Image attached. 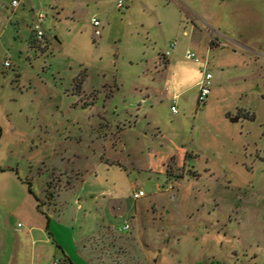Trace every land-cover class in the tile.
<instances>
[{
	"label": "rangeland",
	"instance_id": "rangeland-1",
	"mask_svg": "<svg viewBox=\"0 0 264 264\" xmlns=\"http://www.w3.org/2000/svg\"><path fill=\"white\" fill-rule=\"evenodd\" d=\"M118 1L20 0L14 7L0 0L2 180L22 181L27 191L32 183L38 205L45 201L39 189L56 167L63 179L52 193L65 219H53L52 227L60 222L69 234L109 225L139 231L140 242L127 254L141 264H264V57L234 52L231 43L211 45L214 37L232 42L239 31L264 39V0H123L122 8ZM41 13L46 36L30 43L31 20ZM93 17L102 22L99 36ZM168 49L174 61L166 67ZM188 51L209 59L206 71L214 78L254 72L262 78L222 79L223 89H214L206 104L197 99L199 87L174 99L165 86L170 66ZM243 88L247 93L239 94ZM229 106L256 117L232 122L224 116ZM134 118L128 132L147 138L135 149L122 144L105 154L96 123ZM140 189L146 195L135 199ZM120 198L138 211L137 220L112 211L113 202L122 211ZM28 221L22 213L13 228Z\"/></svg>",
	"mask_w": 264,
	"mask_h": 264
},
{
	"label": "crops",
	"instance_id": "crops-1",
	"mask_svg": "<svg viewBox=\"0 0 264 264\" xmlns=\"http://www.w3.org/2000/svg\"><path fill=\"white\" fill-rule=\"evenodd\" d=\"M218 2L221 5V0H218ZM208 6L206 5L204 7L207 8ZM212 12V10L207 11L206 16L202 18V21L208 22ZM36 16L37 14H35L31 20L32 31L29 37L30 43L34 41V44H37L33 32V23ZM222 18L225 20V22L228 21L226 11L225 14L222 15ZM222 18L221 21H223ZM192 23L194 28L201 29V22L199 23V21L192 19ZM225 27H227V25ZM236 36L238 38H231L232 42H229L228 40H219L218 38L214 37V39H211V45L228 48L230 47L231 43L233 44L232 50L234 52L246 50L249 53H253L255 56H257V58H259L258 55L260 54H262L264 57V39L257 40L258 38H262L260 34L256 36L251 32L248 33L246 31H239ZM170 55L168 57L164 56L166 67L169 66L171 61H174V58L170 57ZM204 63L209 65L210 61L207 57H204ZM259 69L264 68L262 65H260ZM222 72H225V70H222ZM258 73L259 74H257V72L252 74L241 73L235 76L225 75L223 77L220 76L219 78H214L213 76V83L209 96L217 87L223 89L221 82L222 79L227 78L228 81H230L233 80V78H243L249 84H255L262 78V73ZM146 88L148 89L147 97H149L150 90L148 87ZM247 91L248 89L243 88L239 94L247 93ZM209 96L207 97L204 104L211 102L212 98ZM251 114H255V112H252L251 110H248L244 107L231 108V106H229L224 111V116L229 119L233 116H240L238 121L242 120L245 115L250 116ZM146 118L149 119V117ZM137 123L138 119L136 118L129 120L128 123H116V121L112 122L110 120H106L105 122L98 121L96 123L95 137L98 144L102 143L100 145H102L103 152L106 154L107 149H117L119 146L121 147L122 144L127 150L135 149L133 144H135L136 141L142 143L143 138H147V133L136 132L137 136L134 138L128 132V129L135 127V124ZM119 141L120 145H118ZM108 143H110L109 146ZM118 161V165L121 167L119 170L121 172H128L129 169L127 166H125L126 163H122L123 161L120 159H118ZM130 164H132L131 167L135 169L134 162H131ZM193 168L195 167L193 166ZM4 171L5 170L2 169L0 172V264H141L142 261L138 257L135 256L133 259H131V255L127 254L130 252V247H132V244L140 242V234L138 233L139 231H131L130 233L124 234L119 233L112 228V225H109L104 229V231L97 230L99 233L91 230L80 233L73 231L71 234H69L66 232V230L64 231V228L60 227L63 226L60 224V222H57L58 226L55 228L52 227L53 219L58 218V221L65 219V217H63V211H61L59 201L55 199V194L52 193L54 184H57V180L60 179V181H62L61 179H63L62 175L60 176L61 178L59 177L58 173H62L61 171H58L56 167L53 177H48L46 180V186L42 189H39L40 192L42 191V194L45 195V201H43L42 204L38 203V205L37 200L39 201L41 197H38L36 192L33 190L35 188L34 185L29 183V190L27 191L25 189L26 185L23 184L22 181L13 183L4 182L2 180L3 176L5 175L3 174L5 173ZM66 185L67 187H71L73 182L68 181ZM145 195L146 194L143 196ZM117 201H120V206L125 203V200L122 199ZM112 204V211L116 214V216L120 214L124 218L126 216H130L133 218V220H137L138 211L134 214L133 210H130V207L127 204H124L121 211L120 206L118 209L115 208V202ZM150 204H152V208L155 210V212H159L160 209L154 202L151 201ZM26 205L27 208L24 209ZM45 205L48 206L49 210L52 208V210L55 212V216L49 213L46 215L43 212L42 206L45 208ZM30 206L31 208H29ZM30 209L31 211H29ZM22 213L28 217L29 221L26 223L25 228L19 230L14 229V221L20 218ZM66 219L70 218L67 217ZM72 219L76 220L74 217ZM65 221L68 222L69 220ZM127 225L129 226V224L126 223L125 228ZM125 254L128 256H125ZM122 256L125 257L123 258Z\"/></svg>",
	"mask_w": 264,
	"mask_h": 264
},
{
	"label": "clouds",
	"instance_id": "clouds-1",
	"mask_svg": "<svg viewBox=\"0 0 264 264\" xmlns=\"http://www.w3.org/2000/svg\"><path fill=\"white\" fill-rule=\"evenodd\" d=\"M17 0H14V4ZM171 76L166 82V89L170 96L178 99L181 95L203 85L206 64L200 60L193 61L189 52L181 60H177L175 66H170ZM211 78V74H207Z\"/></svg>",
	"mask_w": 264,
	"mask_h": 264
},
{
	"label": "built area",
	"instance_id": "built-area-1",
	"mask_svg": "<svg viewBox=\"0 0 264 264\" xmlns=\"http://www.w3.org/2000/svg\"><path fill=\"white\" fill-rule=\"evenodd\" d=\"M19 1L20 0H17V3L14 4V0H12V3H13L14 6H16V5L19 4ZM118 7H120V8L123 7V0H119L118 1ZM45 17L46 16L44 14H42V13L38 14L36 16L35 20H34V23H33V32H34L35 37L38 40H42L46 36L45 31L43 29V22L45 20ZM92 22H93V25L95 27V35H97V36L101 35L102 34V30H101L102 22H101V20L98 19V18H93ZM175 46H176V44L172 43L170 45V48L174 49ZM171 49H168L166 51V53H164L165 57H168L171 54ZM188 52L190 53L191 58H195L197 60H200V57H198L195 52H192V51H188ZM5 65L6 66H10V62L6 61ZM209 73L211 74V78L210 79L208 78V75H207ZM212 77H213L212 73L209 72V71H206L204 83H203L202 86L199 87L198 101H199L200 104H204L206 99H207V97L211 93V80H212ZM172 110L174 112H177L176 105L172 106ZM144 194H145L144 191L140 189L137 192H135L134 196H135V198H139V197L143 196ZM128 227L129 226L127 225L126 228H128Z\"/></svg>",
	"mask_w": 264,
	"mask_h": 264
},
{
	"label": "water",
	"instance_id": "water-1",
	"mask_svg": "<svg viewBox=\"0 0 264 264\" xmlns=\"http://www.w3.org/2000/svg\"><path fill=\"white\" fill-rule=\"evenodd\" d=\"M240 118V116H233L230 118V120L233 122V121H238Z\"/></svg>",
	"mask_w": 264,
	"mask_h": 264
},
{
	"label": "trees",
	"instance_id": "trees-1",
	"mask_svg": "<svg viewBox=\"0 0 264 264\" xmlns=\"http://www.w3.org/2000/svg\"><path fill=\"white\" fill-rule=\"evenodd\" d=\"M34 37H35V35H34ZM35 39L38 40L36 37H35ZM245 117L255 118V114H251L250 116L245 115Z\"/></svg>",
	"mask_w": 264,
	"mask_h": 264
}]
</instances>
